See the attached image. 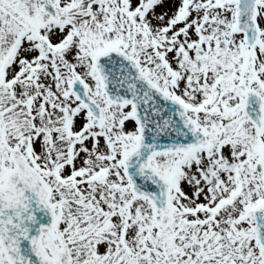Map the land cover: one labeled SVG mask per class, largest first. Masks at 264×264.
<instances>
[{
  "label": "snow or ice",
  "instance_id": "snow-or-ice-1",
  "mask_svg": "<svg viewBox=\"0 0 264 264\" xmlns=\"http://www.w3.org/2000/svg\"><path fill=\"white\" fill-rule=\"evenodd\" d=\"M0 264H264V0H0Z\"/></svg>",
  "mask_w": 264,
  "mask_h": 264
}]
</instances>
